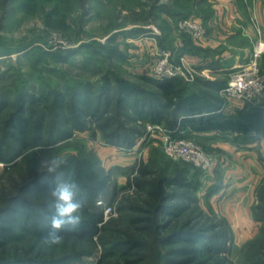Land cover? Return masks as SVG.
Wrapping results in <instances>:
<instances>
[{"label": "trees", "instance_id": "obj_1", "mask_svg": "<svg viewBox=\"0 0 264 264\" xmlns=\"http://www.w3.org/2000/svg\"><path fill=\"white\" fill-rule=\"evenodd\" d=\"M50 25L55 28L62 22ZM3 77L0 73V163L4 165V175H11L21 167H25L23 171L34 170L30 164L24 165L30 157L58 155L73 134L72 129L61 128L59 123L60 119L68 123L62 117L68 96L72 101L68 105L72 106L71 114H76L73 128L87 113L95 120H103L110 103L117 99V106H127L142 124L162 125L178 137L214 133L240 146L264 140V103L245 104L234 113H225L220 91L226 81L199 79L193 83L199 88L192 93L191 85L179 79L141 76L153 91L122 81L115 89L117 93L112 87H103L98 101L106 100V108L102 113L96 109L91 113L84 111L80 103L91 107L86 92L92 91L82 87L61 90L48 85L39 88L32 82L19 86L14 82L3 83ZM120 112L123 109L116 114ZM111 121L112 118L108 119L101 127L106 130V139L112 144L126 143L132 147L134 142L130 138L137 130L120 127L110 132ZM257 151L262 159L260 146ZM129 170L132 173L127 183L115 187L110 201L114 205L123 193L116 207L118 217L108 220L103 209L94 207L105 171L92 152L84 159L66 158L50 171L34 173L12 193L0 191V264H68L92 256L98 249L101 253L97 264H233L227 254L231 227L213 210L209 214L197 213L193 204L198 200V186L189 169L163 172L157 178L144 164H135ZM61 183L76 184L79 190L76 199L83 207L77 213L80 223L73 230L60 231L61 242L54 245H64L70 252L56 256L46 253L44 248L53 246L45 238L53 230L52 191ZM217 189H210L207 197ZM130 190L134 191L132 196L126 194ZM255 196L258 200L252 206V218L262 228L246 248L252 253V264H264V182Z\"/></svg>", "mask_w": 264, "mask_h": 264}, {"label": "rangeland", "instance_id": "obj_2", "mask_svg": "<svg viewBox=\"0 0 264 264\" xmlns=\"http://www.w3.org/2000/svg\"><path fill=\"white\" fill-rule=\"evenodd\" d=\"M217 1L219 0H0V73L4 75L2 82H14L19 86L24 82H32L39 88L41 85H48L61 87V90L82 87L85 91L93 92H86L91 107L86 108L83 102L80 103L84 111L92 113L96 109L102 113L106 108V100L99 102L98 97L103 87H112L114 93H117L115 89L122 81L153 91L141 80V76H148V68L159 61L163 53H167L174 63H179L183 57L187 59L183 52L199 56L200 43L207 38L206 26L198 22L205 28L206 36L197 41L189 32L183 31L179 24L187 18L196 20L193 18L196 16L194 14H198L202 9L214 15ZM234 1L241 15L248 17L254 34L246 38L234 36L227 42L242 49H251L250 59L254 48L259 43L264 44V24L255 10L256 0ZM50 21L62 22V25L54 28ZM151 38H156L155 47L149 44ZM180 47L184 50L180 51ZM223 51L224 49H218L214 52ZM67 57L69 60L66 61ZM259 66L264 75V54L259 58ZM215 70L207 73L208 77L196 76L193 82L176 79L191 85L189 87L192 93L199 88L193 84L199 79L226 81L227 84L230 71ZM221 98L224 99V107L226 104L238 108L245 105L227 100L223 96ZM66 99L65 114H62V117H66L68 123L62 119L59 123L61 128L72 129L70 139L63 144L56 157L37 155L25 160L24 165L28 163L30 169L34 170L23 171L25 167H21L23 170L4 175V165L0 163V191L12 193L15 187L24 185L34 173L50 171L66 158L75 156L84 159L85 155L92 152L105 171L103 185L94 207L103 209L104 212V207L98 205V202L113 207L111 214L104 213L105 219L108 220L118 217L116 207L123 193L118 196L114 205L110 201L115 187L127 183L132 173L128 171L130 167L135 164L147 165L155 178L163 176V172L170 174L181 167L186 168L190 170V175L198 186V200L193 202L194 208L198 209L197 213L209 214L208 212L213 210L218 217L226 219L231 227L227 244L229 259L233 264H252V253L248 252L246 244L259 234L262 226L250 221L245 209L250 208L252 202L253 205L257 203L254 192L264 182V157L260 159L258 153V169L262 175L252 196H240L236 201L234 197H238V193H247L248 189L247 186L239 185L243 181L228 177L220 192H224V195L218 194L216 197V194L210 200L207 197L208 192L223 184L224 180H221L222 184L218 181L222 178L224 170L220 171L221 164L210 152L205 138L198 137L195 142L205 154L214 159L213 171L207 173L182 160L170 158L165 153L159 132L150 130L154 125L142 124L127 106H117V99L112 100L103 120H95L92 114L87 113V116L81 117L82 122L78 121L79 125L74 128L76 114L72 115V106L68 107L72 105L70 96ZM262 101L263 104L264 95ZM121 109L128 116L124 117L121 112L117 115ZM110 118V132L120 127L137 130L130 138L134 142L132 147H128L126 143L112 144L111 140L106 139V130L101 127ZM129 157H132L134 162H129ZM133 193L134 191L130 190L126 194L132 196ZM241 200L246 201L242 205L244 208L240 206ZM178 201L179 204L183 203ZM44 249L46 253L56 256H61L65 251L70 252V248L65 249L64 245H47ZM100 253L101 250L98 249L94 255L84 256L68 264H97Z\"/></svg>", "mask_w": 264, "mask_h": 264}, {"label": "crops", "instance_id": "obj_3", "mask_svg": "<svg viewBox=\"0 0 264 264\" xmlns=\"http://www.w3.org/2000/svg\"><path fill=\"white\" fill-rule=\"evenodd\" d=\"M217 2L218 4L215 7L214 15H211L202 9L198 14H194L196 16L193 18L196 20L192 19L203 23L207 28V38L200 43V49H198V53H200L199 56L193 54L189 55L186 52H183V54L186 55L189 63L199 70L208 69L211 72L216 71L215 69H218L217 71H231L235 67L246 63L249 60L251 49H242L238 46L229 45L227 42L228 39H233L234 36H239L241 38L251 37L254 33L250 27L248 17L241 15L234 0H219ZM254 6L259 15L260 21L264 24V0H256ZM149 40L151 41L149 44L155 47L156 38H151ZM222 46L224 48H222ZM178 49L180 51L184 50L183 47ZM218 49H224V51L220 53L214 52ZM243 51L244 53H242ZM227 105L228 104L223 108L225 113H234L242 108L232 107L231 104ZM198 137L207 140L208 147L211 149L210 152L216 159H218V163L221 164L222 168H220V171L224 170L222 178L218 181V183H221V180H224V182H222L223 184H218L217 191L214 192L209 199L216 194V197L218 194H220L219 196L224 195V192H220L225 187L224 183L228 177H234L235 180L243 181L241 184L238 182L240 186H247L248 192L243 194L238 193L237 195L239 196L234 197L236 198V201L240 199V196L244 198H247L250 194L252 196V192L258 185L262 175L261 170L258 169L260 168V162L257 149L260 145V151L264 157V140L260 143L240 146L230 140L216 137L214 133L192 136L193 139H197ZM131 158L132 157H129V162H131V160L134 162V159ZM213 168L214 167L211 168V172L213 171ZM245 203V200H241V205L239 203L238 205L243 207L242 205ZM252 205L250 208L245 209V211L246 214L248 212L247 216L249 217V220L254 222L251 214Z\"/></svg>", "mask_w": 264, "mask_h": 264}, {"label": "built area", "instance_id": "obj_4", "mask_svg": "<svg viewBox=\"0 0 264 264\" xmlns=\"http://www.w3.org/2000/svg\"><path fill=\"white\" fill-rule=\"evenodd\" d=\"M183 31L189 32L195 40H202L206 36L205 28L198 22L190 18L183 19L180 24ZM264 54V44L259 43L254 48L250 59L229 72L226 86L220 91L221 95L227 100L238 101L243 104L260 105L264 95V75L260 71L259 58ZM211 71L208 69L198 70L191 65L185 57L179 63L170 60L167 53H163L159 61L152 64L148 70V76L156 80L164 79H183L186 82H193L196 76H206ZM150 130L160 134L165 153L172 159L182 160L193 165L195 168L209 172L214 165V159L204 153L195 139L191 137L175 136L171 130L165 129L162 125H154ZM181 132L180 134H182ZM105 215L114 211L113 207L104 205Z\"/></svg>", "mask_w": 264, "mask_h": 264}, {"label": "clouds", "instance_id": "obj_5", "mask_svg": "<svg viewBox=\"0 0 264 264\" xmlns=\"http://www.w3.org/2000/svg\"><path fill=\"white\" fill-rule=\"evenodd\" d=\"M78 191L75 183H61L53 189L55 215L51 221L53 230L45 238L46 243L59 244L62 239L59 232L73 230L80 223L77 213L83 205L76 199Z\"/></svg>", "mask_w": 264, "mask_h": 264}]
</instances>
